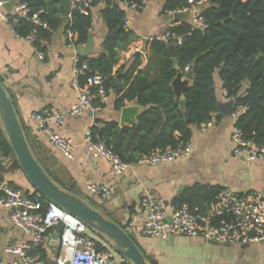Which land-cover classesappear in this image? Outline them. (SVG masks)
Masks as SVG:
<instances>
[{
  "label": "crops",
  "instance_id": "crops-1",
  "mask_svg": "<svg viewBox=\"0 0 264 264\" xmlns=\"http://www.w3.org/2000/svg\"><path fill=\"white\" fill-rule=\"evenodd\" d=\"M165 3L166 0H149L141 10L127 11L129 29L135 34L136 41L121 54L114 72L122 67L130 69L134 65H137V71L150 67L151 43L177 25L173 17L163 12ZM102 8L100 6L92 10L94 22L89 43H93V48L88 57L97 58L104 52L107 27L101 17ZM189 19L190 15L187 17V20ZM78 48L69 47L68 37L63 29H60L53 34L44 54L45 59L40 60L32 45L17 37L0 14V75L27 130L32 151L42 167L52 173V177L63 188L88 199L106 218L123 227L136 241L143 254L155 259L158 264H214L211 258L214 259L212 255L217 250L238 253L246 250L239 245L215 247L217 245L202 238L175 237L160 240L146 237L142 232L144 217L140 210L144 195L153 193L162 201L169 214L173 207L177 206L176 202L182 198H190L195 205L191 206L188 202L187 204L206 213L214 202L209 204L202 201L206 192L200 189L203 187L231 189L240 196L258 194L264 197V158L250 162L245 158L236 159L233 155L235 144L232 134L240 116H236L235 112L229 116L219 111L214 115L212 125L193 127L190 142L192 152L188 157L160 166L131 164L121 177L113 175L107 161L93 159L84 145L87 131L100 121H117L120 124L121 111L116 109L117 98L114 93L110 95L101 113L87 112L81 117H67L65 124L58 128L61 135L73 140L74 160L63 157L39 133L37 124L31 118L34 113L65 112L78 100L74 75L75 61L79 57ZM247 87L246 82L244 90ZM216 92L220 104H234L226 98L219 76L216 77ZM180 101H184V96ZM3 177L9 185H17L33 192V187L23 172L6 169ZM93 183L112 187L114 195L105 200L91 196L88 186ZM132 215L137 216L138 223L130 227ZM0 225V261L10 263L12 258L6 255L5 248L28 238L13 226L10 210L0 208ZM102 243L113 256L115 264H122L123 259L110 249L107 243ZM42 246L48 256L42 261L55 264L58 248L52 246L49 239ZM253 246L264 250V243ZM36 251L37 248L34 254Z\"/></svg>",
  "mask_w": 264,
  "mask_h": 264
},
{
  "label": "trees",
  "instance_id": "trees-1",
  "mask_svg": "<svg viewBox=\"0 0 264 264\" xmlns=\"http://www.w3.org/2000/svg\"><path fill=\"white\" fill-rule=\"evenodd\" d=\"M21 2L27 4L33 13L43 11L40 19L47 24L48 29L36 27L26 18H19L15 22V31L20 38L36 31L35 47L43 54L47 52L53 34L60 29L66 35L68 32L74 34L76 47L88 45L94 22L92 10L103 7L101 17L107 27L104 52L97 58L79 57L81 63L88 65L86 76H81L79 83L84 88L89 77L102 75L110 80L108 87L113 93L112 83L116 79L119 85L116 109L121 111L132 104L144 107L136 124L122 128L117 121H100L91 128L95 139L106 141L107 146L124 162L137 164L144 156L156 151L176 150L189 144L193 127L210 123L219 112L217 76L223 82L226 98L234 102L235 114L243 110L236 125L248 140L254 141L258 147L264 146V0H209V4L202 9L208 24L206 29H194L190 19L181 21L169 30L182 38V44L175 46L173 53L169 49L170 44L155 39L150 45L152 59L149 68L137 71V65H134L130 69L122 67L117 72H114V68L121 54L136 41L135 34L125 24L128 14L124 2L141 5L143 0H92L88 15L72 7L70 17H66L64 0ZM185 6H188L187 0H166L163 12L168 14ZM11 21L14 22V18ZM176 61L184 72L186 68L194 66V83L185 92L183 102L176 101L171 87L177 76ZM1 79L4 84L2 76ZM246 82L248 87L244 90ZM24 129L27 135L25 126ZM0 150L8 160L6 165L0 164V183H3L6 169L23 171L1 125ZM13 186L30 198H39L46 207L50 204L34 188L30 192L17 185ZM200 189L206 191L202 201L209 204L215 202L221 191L205 187ZM187 202L191 206L195 205L190 198H182L176 204L179 206ZM91 233L100 239L98 249L109 252L102 243L104 239ZM110 249L116 252L112 247ZM35 254L44 261L48 258L44 246L38 247ZM122 264L130 263L123 260Z\"/></svg>",
  "mask_w": 264,
  "mask_h": 264
},
{
  "label": "built area",
  "instance_id": "built-area-1",
  "mask_svg": "<svg viewBox=\"0 0 264 264\" xmlns=\"http://www.w3.org/2000/svg\"><path fill=\"white\" fill-rule=\"evenodd\" d=\"M187 1L188 6L170 11L168 15L173 18L178 14L187 17L190 15V22L194 29H206L208 24L202 15V9L209 4V0ZM148 2L149 0H143L141 5L124 2V7L127 11H139ZM11 3L13 8L9 11L8 6ZM72 7H76L82 14L88 15L92 8V0H72ZM42 13L43 11L33 13L28 5L23 4L21 0H0L1 17L17 37L19 36L15 31V22L19 18H26L32 21L36 27L48 29L47 24L40 19ZM12 18H14V22L11 21ZM125 24L129 28L128 17ZM36 33L34 31L25 38H19L32 45L37 57L44 60V54L35 47ZM67 37L71 42L69 47L75 48L74 34L68 32ZM158 39L174 46L182 44V38L170 31ZM79 48L83 49L85 46ZM190 70V67L186 68L185 73L188 74ZM87 71L88 65L81 63L77 57L74 75L79 96L77 102L70 109L65 112L34 113L31 117L37 124L39 133L68 160L75 159V145L72 139L61 135L58 128L65 124L67 117H81L87 112L101 113L112 94V89L108 87L110 80L102 75L89 77L87 86L81 87L79 78L86 76ZM242 111L235 115H240ZM212 122L213 120L208 123L209 126L212 125ZM232 139L235 144L233 155L236 159L245 158L250 162H255L264 158V146L258 147L254 141L248 140L237 125L233 129ZM84 145L93 159L105 160L109 163L114 176L121 177L128 170L130 164L115 154L107 146L106 141L96 140L91 130L87 131L85 135ZM191 152L192 144L189 143L176 150L156 151L144 156L137 164L165 165L188 157ZM0 161L3 165L8 162L1 150ZM88 192L91 196L104 200L109 199L115 193L112 187L101 183L90 184ZM0 208L11 211L13 226L28 238L8 245L5 248V253L12 258V261L10 263L0 261V264H46L34 254V250L48 241L54 228L60 223L64 225V229L55 264H115V260L109 252L98 249L100 240L91 233L86 224L52 203L46 207L39 198H30L23 191L5 181L0 183ZM140 210L144 217L142 232L149 238L160 240H169L175 237L202 238L207 242H216L223 246H251L264 243V197L258 194L240 196L231 189H222L206 213L192 208L187 203H182L179 206H174L169 214L155 194L146 193L141 200ZM137 223V216L132 215L130 227Z\"/></svg>",
  "mask_w": 264,
  "mask_h": 264
},
{
  "label": "water",
  "instance_id": "water-1",
  "mask_svg": "<svg viewBox=\"0 0 264 264\" xmlns=\"http://www.w3.org/2000/svg\"><path fill=\"white\" fill-rule=\"evenodd\" d=\"M214 2V0H211ZM66 17H70L72 12V0H64ZM13 4L8 6L11 11ZM187 19L186 15H175L176 23ZM93 43H89L84 49L78 48V56L84 57L92 53ZM175 46L170 45L169 49L173 53ZM177 76L171 83V87L176 95V101H180L185 92L194 83V66L186 74L180 69L177 61L175 62ZM113 93L117 94L118 81L115 79L112 83ZM144 107L132 104L124 107L121 110L120 127H125L128 124L138 123ZM221 113L224 115H233L234 104H220ZM188 121L190 120L188 112H186ZM0 125L13 150V153L18 161L20 168L26 175L32 187L37 190L47 201L61 208L68 214L76 217L97 236L102 237L123 260L130 264H151L136 241L127 231L118 225L116 222L106 218L103 213L93 207L86 199L72 193L70 190L63 188L55 181L42 167L36 159L30 143L28 141L24 126L20 120L19 114L14 105V101L4 86L0 75ZM64 225L60 223L54 228L51 237L49 238L51 245L59 248L60 239ZM213 245H219L216 242H210ZM250 245H244L247 249Z\"/></svg>",
  "mask_w": 264,
  "mask_h": 264
},
{
  "label": "rangeland",
  "instance_id": "rangeland-1",
  "mask_svg": "<svg viewBox=\"0 0 264 264\" xmlns=\"http://www.w3.org/2000/svg\"><path fill=\"white\" fill-rule=\"evenodd\" d=\"M48 173L50 172L48 171ZM50 174L52 176V173ZM246 250L241 253L231 250H217V252L212 255L214 259L211 258V260H213L214 264H264V250L258 247L255 248L253 245L247 251ZM145 256L150 262L158 264L155 259H152L148 255Z\"/></svg>",
  "mask_w": 264,
  "mask_h": 264
}]
</instances>
